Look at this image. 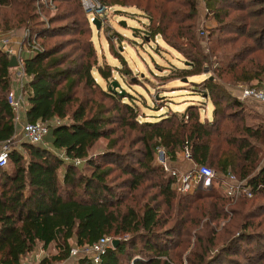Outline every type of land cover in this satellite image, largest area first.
Segmentation results:
<instances>
[{
    "label": "trees",
    "instance_id": "16d2710c",
    "mask_svg": "<svg viewBox=\"0 0 264 264\" xmlns=\"http://www.w3.org/2000/svg\"><path fill=\"white\" fill-rule=\"evenodd\" d=\"M77 1L83 12L70 8L60 12L58 6L44 21L36 12L35 4L39 0H0V8L10 9L12 13L0 16V28L3 31L19 27L28 29L41 48L22 59L26 75L25 121L60 120L58 125L49 128L39 144L14 141L16 124L6 102L14 78L13 67L8 66L10 57L0 50V145L7 142L9 146L7 163L0 166V264H22L39 245L44 249L54 245L55 253L43 256L38 264L61 263L70 258L72 248L90 245L102 236L118 239V243L114 248L109 246L97 264H182V255L187 250L186 264L218 263L230 256L239 243L253 238L245 230L238 236L229 230L228 237L220 239V232L229 229V223L215 230L213 222L226 218L229 212L232 218L235 212L225 207L236 199L264 197V166L250 175L255 169L256 140L264 139V125L247 124L245 108H219L216 99L211 119L200 118L198 108L195 112L189 108L184 114L187 119L182 117L175 128L163 126L164 118L139 121V103L133 94L123 92L119 86L112 89V83L102 88L95 80V75L108 81L113 79V72L122 77L131 70L118 53L120 66L112 69L108 64L98 63L90 34L95 25ZM175 1L135 0L134 5L150 15L143 38L152 40L160 35L169 48L181 54L187 66L178 72L186 79L201 73L204 67L211 69L212 64L220 61L211 63L197 45L193 21L197 1L178 0L180 8L174 9ZM227 1L235 2L204 0L206 9L220 23H223L222 16L228 14L220 5ZM113 3L125 5L124 0H113ZM79 14L86 24L85 30L77 29L79 19L74 15ZM73 16L69 24H56ZM186 20L190 22L182 24ZM229 26L231 24H225L227 29ZM61 35L69 38L49 43ZM179 38L185 43H180ZM263 79L264 64H260L254 70L242 69L234 80L250 84L256 81L259 86ZM214 81L208 77L203 81V88L193 87L192 90L207 99L223 97L231 107L241 105L238 98ZM95 87L102 98L115 101L120 108L109 107L104 104L105 100L97 102L79 96L86 88ZM142 99L145 105V98ZM117 117L120 125L124 123L130 129L141 131L138 141L143 144L145 154L144 160H138L140 168L120 166L119 174L113 177L112 166L103 165L102 161L108 159L116 163L121 155L117 145L122 138L112 137L115 130L110 128ZM234 131L236 137L232 134ZM100 138L108 140L107 155L98 156L100 159L90 158L89 151ZM184 146L190 150L194 163L211 164L218 175L230 171L239 180H247L245 184L252 195L231 199L217 185L210 191L178 194L173 189L174 177L160 167L153 184L159 189L146 198L141 186L148 174L155 173L151 162L153 158L156 160V149L162 147L170 162L176 164L177 153ZM214 152H217L215 160L212 159ZM74 160L79 163L75 164ZM84 166L88 167L87 172ZM118 176H122L120 180ZM194 197L200 204L191 214L199 213V218L187 219L183 203ZM204 199L207 202L203 203ZM171 209L175 213L172 214ZM204 217L206 220L200 224V218ZM182 233L194 234V242L189 248L187 239L183 251L176 252L182 242ZM259 260L253 264H258ZM229 262L236 264L232 260ZM74 264L95 263L80 257Z\"/></svg>",
    "mask_w": 264,
    "mask_h": 264
},
{
    "label": "rangeland",
    "instance_id": "374dc122",
    "mask_svg": "<svg viewBox=\"0 0 264 264\" xmlns=\"http://www.w3.org/2000/svg\"><path fill=\"white\" fill-rule=\"evenodd\" d=\"M98 1H104L102 3L106 4L109 9L102 17H99L101 20L98 19L102 23L101 27L96 29L93 25L94 27L90 31L91 39L97 52V61L102 65L108 64L114 69L115 66H120L119 56L116 55L118 53L126 61L131 73L120 77V75L113 72V79L110 78L108 81L95 75V80L99 82L102 88L112 83V89L119 86L123 92L133 94L139 103V113L141 115L138 117L139 121H154L159 120V118H164L166 120H164L163 126H172L175 128L182 117L184 120L187 119L184 114H187V109L189 108H192V112H195L196 108H198L200 118L211 119V110L215 108L213 102L216 99L219 102V108H245V122L247 124L253 127L261 124L264 125V104L250 98L242 99L238 88V86H257L258 84L256 81H251L250 84V82L244 83L234 80L241 73L242 69L254 70L257 65L264 64V0H235V2L227 1L222 3L220 9L228 12L226 17L222 16L223 23L218 22L213 13L206 9L204 0H196L197 6L193 21L195 23L197 45L202 54L209 57L211 63L216 62V60H219L220 63L212 64L211 69L204 67L201 73L188 76L186 79L182 78L178 72L181 68L187 66L185 61H183L186 59L181 54L169 48L162 41L160 35L154 37L152 40H149V37L143 38L146 35L145 30L148 29L147 24L150 23V15L149 13H145V11L143 12L142 9H136L134 5L135 0H124L125 5L123 7L117 4L115 5L113 0ZM173 4L174 9L180 8L178 0ZM35 5L36 12L44 21H46L49 15L54 14L58 6H60V12L67 8H70V10L77 9L78 13L83 12L77 0H39ZM184 9L187 8L184 7ZM84 13L89 17L86 11ZM8 15H12L10 9L0 8V16L7 17ZM74 16L79 19L77 29L85 30L86 24L83 17L80 14ZM74 16L71 18L68 17L65 21L56 24H69L71 19L75 18ZM153 16H155L154 13ZM189 22L186 20L182 24H188ZM226 23L231 24L229 29L225 27ZM172 27L173 24H171L169 32L172 30ZM216 28L219 30H215ZM12 29L11 31H3L0 28V32L4 33L5 36L7 35L5 33L13 32L14 37H17L15 38L16 42L12 44L15 49L18 48V42L23 40L22 36L24 35V31L28 29L20 27ZM64 38H69V36L61 35L52 38L49 43L60 41ZM177 40L180 43H185V40L182 38ZM27 55L26 52H23L22 58H25ZM11 56L14 55H8V57ZM229 64H232L233 67L230 68ZM11 72V74H14L15 69L12 68ZM208 77L215 80L214 82L221 85L232 97L238 98L237 100L241 105L231 107L226 105L223 97L207 99L200 95L199 92L192 90L193 87L198 90L203 88V81ZM261 85L264 86L262 82ZM79 96H85V98H92L93 100L96 99L97 102L105 100L104 104H107L109 107L120 108L115 101L102 98L96 87L91 90L86 88ZM143 97L145 98V105L142 104ZM114 113H117L116 110ZM119 119L117 117L116 122L110 128L115 130L112 137L119 136V138H122L117 145L120 148L121 155L117 158L116 163H110L108 159L102 161L103 165L112 166L113 170L111 175L113 177L119 174L120 169L118 167L120 166L123 168L124 166L130 165L135 168H140L138 160H144L145 154L143 144L138 141L141 137V131L130 129L124 123L120 125ZM232 134L236 137V131L232 132ZM124 135L125 139H123ZM256 142L258 143V151L254 161L255 169L252 170L250 175L264 166V139H257ZM107 146L108 140L100 138L90 149V158L96 159L101 155V157L103 155L106 156L105 150ZM212 156V159L215 160L217 158V152H214ZM177 158L178 161H176L177 163L175 165H180L182 171L190 170L193 162H185L180 156V151L177 153ZM169 164L171 165L172 163L169 162ZM158 165L157 160L153 158L151 166H154L155 173L151 172L150 175L148 174L143 181V187L141 186L146 198H149L159 189L158 186L153 185L158 178L157 173H160L156 172L157 168L161 170ZM207 166L211 167L214 171L216 170L214 165L208 164ZM84 170L87 172L88 167L84 166ZM234 172L236 173V171ZM235 176L237 178V175ZM121 177L118 176L116 178L120 180ZM237 180L239 179L237 178ZM205 202H207L206 199L203 200V203ZM183 204L186 206L184 214H186L187 219L190 217L196 219L199 213L193 212L191 214V212L200 204V200L194 197ZM225 208L229 211L232 209L235 213L231 218V214L228 211L229 213L226 218H220L215 223L213 222L215 230H220L224 223H229V229L225 230V232H220V239L228 237L226 234H229V230L235 236H238L239 233L243 232L242 230H245L253 235V238L246 243H239L233 252L231 251L230 256L224 257L216 264H230L229 260H232L236 264H253L257 259H260L258 264H264V197L256 196L247 200L236 199L228 203ZM171 213H175V210L171 209ZM205 220V217L200 218L199 223L201 224ZM194 230L195 226H193V233L195 232ZM194 238V234L187 233L185 235L184 233L181 237L182 242L175 251H183V248L187 246V239L190 243L189 248H191ZM49 252L55 253L54 245H51ZM187 252L188 250L182 255V264H186L185 255ZM80 257L69 258L64 262L55 264H74Z\"/></svg>",
    "mask_w": 264,
    "mask_h": 264
},
{
    "label": "built area",
    "instance_id": "2783aa9c",
    "mask_svg": "<svg viewBox=\"0 0 264 264\" xmlns=\"http://www.w3.org/2000/svg\"><path fill=\"white\" fill-rule=\"evenodd\" d=\"M83 9L89 14V21L102 17L109 7L98 0H79ZM0 32V50L5 51L8 55H14L17 58V66L15 69L12 83L14 87H10L6 102L11 109L15 124H21V140L30 144H39L43 141L44 136L48 133L52 125H58L60 120H37L35 122L25 121L21 123L20 115L26 111V90H25V71L22 62V53H32L39 51L40 44L37 42L35 36H31L28 30L24 31L23 40L18 42V48L13 47L17 37H14L13 32ZM13 47V48H12ZM264 80H262V83ZM240 97L250 98L261 104H264V86H238ZM15 141V140H14ZM9 142V141H8ZM8 143L0 145V166H5L8 157ZM181 158L185 162H193L190 150L184 146L180 152ZM155 159L164 172L174 177L173 189L182 195H187L195 189L203 191H210L216 185L229 198L236 199L239 196L250 197L251 190L246 186L247 180H237L234 173L228 171L225 174L218 175L211 167L193 162L190 170L182 171L180 165L169 164L165 151L162 148L156 149ZM75 164L79 160H74ZM112 238L110 236H102L90 245L72 248L70 251V258L86 257L93 263L100 262L101 257L106 252L107 248L111 246Z\"/></svg>",
    "mask_w": 264,
    "mask_h": 264
},
{
    "label": "crops",
    "instance_id": "0c3cea01",
    "mask_svg": "<svg viewBox=\"0 0 264 264\" xmlns=\"http://www.w3.org/2000/svg\"><path fill=\"white\" fill-rule=\"evenodd\" d=\"M10 87H14V84L12 82H11ZM20 121H21V123L25 122V113H22L20 115ZM20 128H21V124H17L16 129H15V134H14L16 142L17 141L24 142L23 140H21V134H20L21 129ZM50 247L51 246L44 249L43 247H41L39 245L32 253H30L28 256H26V258L24 259L22 264H38V262L40 261V259L43 256H47L49 254H52L51 252H49Z\"/></svg>",
    "mask_w": 264,
    "mask_h": 264
},
{
    "label": "water",
    "instance_id": "95a60500",
    "mask_svg": "<svg viewBox=\"0 0 264 264\" xmlns=\"http://www.w3.org/2000/svg\"><path fill=\"white\" fill-rule=\"evenodd\" d=\"M93 23L96 26V29L100 28V21L98 19L94 20ZM8 66L11 68L17 66V61L14 56L10 57ZM117 243H118V239H112L111 244L113 248L117 245Z\"/></svg>",
    "mask_w": 264,
    "mask_h": 264
}]
</instances>
